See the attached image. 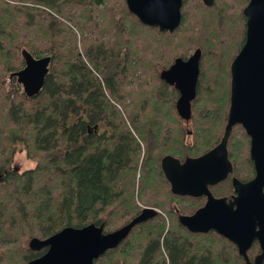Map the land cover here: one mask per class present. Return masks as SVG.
Masks as SVG:
<instances>
[{
	"label": "trees",
	"instance_id": "1",
	"mask_svg": "<svg viewBox=\"0 0 264 264\" xmlns=\"http://www.w3.org/2000/svg\"><path fill=\"white\" fill-rule=\"evenodd\" d=\"M249 2L215 0L207 7L183 0L181 24L170 33L143 24L126 0H0V264H27L29 241L67 227L116 231L144 206L169 221L159 213L137 225L95 264H246L218 233L181 225L180 216L194 214L205 199L174 195L162 160L184 162L221 143ZM72 27L82 34L80 44ZM22 49L51 57L33 98L6 83L25 67ZM197 49L200 76L187 122L177 113L179 92L160 75ZM250 148L246 130L235 126L228 142L234 171L212 188L214 195L232 194L233 177H255ZM20 149L36 163L23 173L12 169ZM260 253L255 243L250 260Z\"/></svg>",
	"mask_w": 264,
	"mask_h": 264
},
{
	"label": "water",
	"instance_id": "2",
	"mask_svg": "<svg viewBox=\"0 0 264 264\" xmlns=\"http://www.w3.org/2000/svg\"><path fill=\"white\" fill-rule=\"evenodd\" d=\"M129 11L145 25L173 33L181 24L183 0H126ZM207 7L214 0H203ZM247 18L246 43L231 65V103L228 123L221 143L208 153L188 158L184 163L173 156L162 160V169L174 195L207 198L193 215L180 216L181 225L192 233L214 231L239 249L246 264H264V0H250L243 11ZM25 67L11 75L17 77L29 98L43 89L50 72L51 57L36 59L22 51ZM202 51L196 50L187 60L177 58L160 77L175 87L180 97L176 104L184 121L192 118V103L197 97ZM241 125L251 139V160L256 176L242 183L233 178L236 195L215 198L210 187L233 173L228 142L235 126ZM159 213L146 208L122 228L105 233L104 225L90 224L78 229L67 227L50 238H33L29 247L38 250L49 246L48 253L30 264H95L107 251L117 248L139 224ZM258 240L262 253L251 262L248 250Z\"/></svg>",
	"mask_w": 264,
	"mask_h": 264
},
{
	"label": "rangeland",
	"instance_id": "3",
	"mask_svg": "<svg viewBox=\"0 0 264 264\" xmlns=\"http://www.w3.org/2000/svg\"><path fill=\"white\" fill-rule=\"evenodd\" d=\"M126 4H127V1H126ZM249 4V3H248ZM54 17H56V18H58L59 19V15H57V14H52ZM62 21H64V19H61ZM65 22H67V21H65ZM67 24L68 25H71L70 23H68L67 22ZM73 26V25H72ZM74 30H75V32H76V34H77V37H78V44H80L81 43V36H82V34H80L79 33V30L78 29H76L75 27H72ZM166 32H169V31H166ZM80 47V46H79ZM79 47H78V49H79ZM24 49H22V51H23ZM79 51H80V49H79ZM21 57H22V55H21ZM23 58V57H22ZM24 60V59H23ZM173 64H174V62H173ZM172 64V65H173ZM171 67V66H170ZM169 67V68H170ZM162 71H164V70H162ZM162 71H161V73H162ZM10 75H8V77L6 78V83H7V87H8V89L10 90V91H12V92H15L16 90H18L19 89V87H20V89H22V91H23V86L21 85V84H19L18 83V81H17V77H15V78H11V77H9ZM171 91V88L170 89H168V92H170ZM24 93V92H23ZM113 102V101H112ZM124 118H126L125 116H124ZM127 120V119H126ZM185 127L187 128V129H191V125L190 124H185ZM35 165H36V163L34 162V161H31L29 158H28V156H27V153H26V151H23V150H21L20 149V152H18L17 153V155L15 156V158H14V161H13V164H12V169L15 171V172H19V173H23V172H25V171H27V170H30V169H32V168H34L35 167ZM141 206H143V205H141ZM145 208L144 209H146V208H150V209H155V208H151V207H147V206H144ZM158 213H160L161 215H163V216H165V214H163V212L160 210V209H155ZM165 218H166V220L167 221H169V219H167V217L165 216Z\"/></svg>",
	"mask_w": 264,
	"mask_h": 264
},
{
	"label": "flooded vegetation",
	"instance_id": "4",
	"mask_svg": "<svg viewBox=\"0 0 264 264\" xmlns=\"http://www.w3.org/2000/svg\"><path fill=\"white\" fill-rule=\"evenodd\" d=\"M204 2V1H203ZM214 3H215V0H214ZM246 8V7H245ZM198 50V49H197ZM195 53V52H194ZM193 53V54H194ZM192 54V55H193ZM191 55V56H192ZM191 56H189L188 57V59L191 57ZM185 60H187V59H185ZM175 62V61H174ZM169 69V68H168ZM171 87H173V86H171ZM175 88V87H174ZM176 89V88H175ZM177 90V89H176ZM178 91V90H177ZM179 92V91H178ZM179 95H180V93H179ZM180 97V96H179ZM179 99V98H178ZM178 101V100H177ZM189 122V121H188ZM251 149V148H250ZM208 153V152H207ZM206 154V153H205ZM251 154V153H250ZM187 160V159H186ZM185 160V161H186ZM184 161V162H185ZM184 162H182V163H184ZM254 168H255V166H254ZM233 171H234V168H233ZM255 173H256V170H255ZM233 174V173H232ZM232 174H230L229 175V177H228V179L230 178V176L232 175ZM255 176H256V174H255ZM233 178H236V177H233ZM233 178H232V184H233ZM255 178V177H254ZM253 178V179H254ZM227 179V180H228ZM252 179V180H253ZM239 180V179H238ZM252 180H249V181H241L242 183H248V182H250V181H252ZM226 181V180H225ZM224 182V181H223ZM223 182H221V183H223ZM221 183H219V184H221ZM219 184H217V185H214V186H211L210 187V191H211V193L213 194V196L215 197V198H218V199H220V198H227L228 200H230V199H232L235 195H236V192H235V188H234V186H233V193L232 194H230L229 196H227V195H224V196H220V197H218V196H216V195H214V193H213V191H212V188L213 187H215V186H218ZM204 199H205V204H206V202H207V198L206 197H203ZM204 204V205H205ZM203 207V206H202ZM201 207V208H202ZM193 215V214H192ZM104 232H105V230H104ZM114 232V231H113ZM106 233V232H105ZM109 233H111V232H109ZM52 237V236H51ZM47 238H50V237H47ZM47 238H45V239H47ZM45 239H41V240H45ZM255 243H258L259 244V246H260V243H259V241L258 240H255L254 241V243H253V245H252V247L248 250V257H249V259H250V255H249V251L253 248V246H254V244ZM29 244H30V241L28 242V247H29ZM238 248V247H237ZM29 249L33 252V254H32V257H31V259L28 261V263L27 264H30L31 262H33V261H36V260H38V259H40V258H42L43 256H45L47 253H48V251H49V246H45V247H42V248H40V249H38V250H33V249H31L30 247H29ZM260 249H261V246H260ZM239 250V249H238ZM261 253H262V251H261ZM260 253V254H261ZM260 254H258L257 256H255L254 257V261H255V259L260 255ZM243 257V256H242ZM244 258V257H243ZM251 261V260H250ZM254 261H251V262H254ZM246 262V261H245Z\"/></svg>",
	"mask_w": 264,
	"mask_h": 264
}]
</instances>
